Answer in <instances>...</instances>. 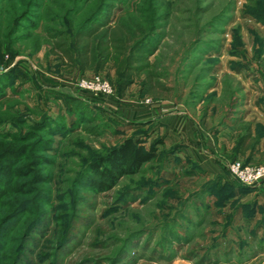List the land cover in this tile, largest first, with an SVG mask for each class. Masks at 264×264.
<instances>
[{"label":"rangeland","instance_id":"374dc122","mask_svg":"<svg viewBox=\"0 0 264 264\" xmlns=\"http://www.w3.org/2000/svg\"><path fill=\"white\" fill-rule=\"evenodd\" d=\"M127 1L133 7L140 0ZM158 2L170 20L155 58L172 100L143 99L136 85L123 97L113 88L109 96L80 88L79 80L94 74H81L47 56L44 23L31 39L20 35L12 46L16 55L0 62V75L15 70L5 99L29 124L47 115L63 117L70 126L75 117L66 115L63 103L50 94L61 92L90 104L108 125L98 138L79 125L59 143L55 165L41 169L53 182L35 187L33 216L42 212L51 220L52 210L36 197L50 192L53 207L62 208L63 219L71 218L79 194L72 191L61 201L55 196L70 191L84 161L125 138H141L157 155L111 191L83 192L69 228L71 240L54 248L64 229L49 222L46 232L40 228L24 243L18 264H108L121 253L126 257L121 264H264V181L247 186L229 173L234 163L248 166L243 158L231 157L237 128L250 124L253 132H262L264 148V26L248 14L256 5L264 8V0ZM125 10L117 5L114 19ZM10 108L6 104L3 111ZM168 113H177L180 127L189 125L182 129L185 137L167 129L166 117L159 118ZM190 138L193 154L186 152ZM202 160L216 169L207 171ZM249 166L264 165L255 157ZM127 192L135 199L125 197ZM13 243L17 251L18 242Z\"/></svg>","mask_w":264,"mask_h":264},{"label":"trees","instance_id":"16d2710c","mask_svg":"<svg viewBox=\"0 0 264 264\" xmlns=\"http://www.w3.org/2000/svg\"><path fill=\"white\" fill-rule=\"evenodd\" d=\"M117 5L126 10L114 19ZM248 14L264 26L263 7L256 5ZM4 15L9 19L0 22V62L5 55L10 60L16 55L12 46L20 35L31 39L38 31L39 23H44L42 34L48 47L46 54L61 65L76 68L81 74L104 75L119 97L136 85L143 99L172 100L167 98L171 89L164 83L165 72L155 58L170 20V13L158 0H140L133 7L127 0H0V16ZM14 71L0 75V264H18L24 243L31 241L40 228L46 232L49 222L64 229L54 248L58 250L66 245L71 240L69 228L76 220V207L83 192H109L119 180L139 173L157 156L153 147L145 148L141 138H125L116 147L84 161L69 186L70 191L55 196L61 201L72 191L79 194L73 200L71 218L63 219L62 208L53 207L50 192L39 193L36 197L52 210L51 220L44 219L42 212H34L33 216L31 206L35 187L53 182L41 169L55 165L54 159L60 155L59 143L79 125L83 132L95 138L104 135L108 125L90 104L61 92L50 94L54 100L63 103L66 115L76 120L68 126L63 117L56 120L45 115L29 124L13 111L12 101L6 100V90ZM6 104L11 108L3 111ZM22 128L28 131L22 134ZM56 137L59 142H55ZM262 138L263 133L253 132L250 124L237 128L231 137V157L243 158L244 165H250L257 157L264 165ZM126 196L135 199L130 192ZM118 201L125 202V198L120 197ZM13 242H18L17 251H13ZM125 258L121 253L108 264H121Z\"/></svg>","mask_w":264,"mask_h":264},{"label":"built area","instance_id":"2783aa9c","mask_svg":"<svg viewBox=\"0 0 264 264\" xmlns=\"http://www.w3.org/2000/svg\"><path fill=\"white\" fill-rule=\"evenodd\" d=\"M78 86L93 93L109 96L112 94L110 84L98 75H91L87 78H81ZM232 179L247 186H256L264 181V166H242L240 163H234L229 168Z\"/></svg>","mask_w":264,"mask_h":264},{"label":"crops","instance_id":"0c3cea01","mask_svg":"<svg viewBox=\"0 0 264 264\" xmlns=\"http://www.w3.org/2000/svg\"><path fill=\"white\" fill-rule=\"evenodd\" d=\"M161 117H162V118H163V117H164V118L166 117L165 119H167V120L171 123L170 125L168 124V126H167V129L170 127V132H171V131H172V132H173V131H176V132H177L176 134H182L183 136H181V137H182V138L185 137V134L183 133V130H182V129H183L184 127H185L184 129L188 128L189 125H188L187 123H183L182 126L180 127V126L178 125V124H179L178 122H180V120H179L180 118L177 117V113H168V115L160 116L159 118H161ZM165 121H166V120H165ZM168 130H169V129H168ZM187 138H188V137H187ZM191 139H192V138H190V142H191V144L189 145V148H186V152L190 150V152H191L190 154H193V153H192L193 150H191L190 148H195V147H193V145H195V142H193V141H192L193 139H192V140H191ZM196 145L198 146V143H197ZM200 164H203L202 166H203V167H206V170H207V171L209 170V171H212V172H213V171H214L213 169H216L214 166L210 165L209 163L206 164L207 166H206V165L204 166V162H203V160H202V162H200ZM211 169H212V170H211ZM211 176H212V175H211Z\"/></svg>","mask_w":264,"mask_h":264}]
</instances>
